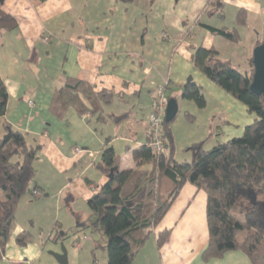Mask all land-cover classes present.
I'll return each instance as SVG.
<instances>
[{"label": "crops", "instance_id": "0c3cea01", "mask_svg": "<svg viewBox=\"0 0 264 264\" xmlns=\"http://www.w3.org/2000/svg\"><path fill=\"white\" fill-rule=\"evenodd\" d=\"M263 1L0 0L3 12L17 23L13 29L0 32V77L8 95L5 120L27 134L29 145L41 149L34 164L33 182L41 197L30 195L40 202L50 189L62 194L72 186L82 190L80 195L87 204L106 181L95 165L108 138L119 157L118 169L136 168L131 155L146 143V119L156 91L163 86L165 91L171 90V96L166 97L174 99L177 106L182 104L191 115L204 112L210 97L213 107L206 116L204 139H213L217 144L240 137L254 118L243 105L195 71L190 59L199 47L213 48L220 60L238 70L222 55L223 51L233 50L227 45L231 42L214 35L206 26L236 27L239 33L235 17L238 10L244 9V27L253 18L260 22L259 32L254 26L253 38L241 58L242 73L249 72L255 42L261 43L264 38ZM227 18L230 25L226 24ZM239 36V42L232 43L235 46L242 42ZM66 78L85 80L95 92L115 93L113 102L103 108V119L89 114L78 116L69 109L59 120L49 112L51 95ZM188 81L196 83L205 96L202 110L181 98ZM127 112L122 123L112 121V116ZM76 148L84 152L74 155ZM190 155L182 161L174 156V160L190 162ZM205 200L203 192L186 185L154 230H171L165 245L157 250L152 237V245L144 250L145 244L132 264H250L240 252L202 260L207 246ZM18 233L15 230L0 264H38L40 252L34 244L24 248L15 244ZM51 262L57 264L55 259ZM81 263L89 264L87 260Z\"/></svg>", "mask_w": 264, "mask_h": 264}, {"label": "trees", "instance_id": "16d2710c", "mask_svg": "<svg viewBox=\"0 0 264 264\" xmlns=\"http://www.w3.org/2000/svg\"><path fill=\"white\" fill-rule=\"evenodd\" d=\"M246 19V11L238 10L236 26H244ZM16 24L15 18L3 12L0 4V32L11 30ZM206 28L228 42L240 40L236 27ZM259 44L256 41L254 48ZM190 60L195 71L243 105L254 120L240 137L217 143L209 150L204 148L206 141H200L186 148L192 153L190 162H177L171 128L175 118L169 122L163 118L159 139L164 151L153 152L147 131L146 143L132 152L136 168L130 170L118 169L119 157L109 145L110 139H106L100 160L95 165L106 181L87 201L93 218L92 230L105 238L106 264H132L150 237L155 238L156 248L160 250L171 230L156 233L154 230L186 185L206 196L207 246L202 260L207 262L220 259L228 252H240L250 264H264L263 227L248 218L253 207L246 206L247 202L241 197L244 195L257 201L262 196L264 202V91L261 95L250 91L254 73L252 58L251 68L246 73L220 60L213 48H197ZM115 96L112 91L95 92L85 80L66 78L52 93L49 112L59 120L69 109L78 116L89 114L99 119L103 108L110 105ZM7 97V89L0 77V261L15 228V214L21 198L37 192L38 187L33 185L34 164L41 150L39 146L29 145L27 134L5 120ZM166 98L167 101L172 99ZM181 98L193 102L198 109H203L206 104L201 88L193 81L183 86ZM128 115V112L114 115L111 119L118 125ZM185 117L193 120L191 115ZM237 214L242 216L237 217ZM60 239L53 237L54 242ZM30 240L31 234L27 231L15 236V244L20 248L26 247Z\"/></svg>", "mask_w": 264, "mask_h": 264}, {"label": "rangeland", "instance_id": "374dc122", "mask_svg": "<svg viewBox=\"0 0 264 264\" xmlns=\"http://www.w3.org/2000/svg\"><path fill=\"white\" fill-rule=\"evenodd\" d=\"M229 10L230 8L228 7L227 16H230ZM226 24H231L228 18ZM259 24L260 22L256 18H253L247 23L246 27L240 26L239 33L242 35L241 44L235 46L229 43L227 44L230 47L229 49L233 50L222 52L223 57L229 58L241 73L243 72L241 58L245 55L247 45L251 41V38H253L254 26L258 28L257 31L260 30ZM170 91H165V95L171 96ZM208 99L206 110L204 112H197L195 115L185 112L184 110L186 109L182 107V104L178 106L177 115L171 125V128L173 126L172 129H174L172 133L174 131L176 136L174 138V156L178 161L188 159L191 156V152L184 151L185 146H189L191 142L200 138L203 140L205 137L206 116L213 107L210 97ZM178 100L181 101L180 97ZM190 102L184 101V103H193ZM186 114L191 115L193 120H188L185 117ZM250 117L254 118L253 115H250ZM107 132H109L108 128L106 129ZM175 136L173 133V137ZM204 140L206 141L204 148L207 150L216 144L213 139ZM58 192V189H50V191L45 193V197L41 198L40 202L35 199L41 197L39 192L33 195L35 198L28 193L24 195L16 209L15 228L12 236L15 230L17 232L27 231L31 234L30 243L34 244L40 252V257L36 260L38 264H51V261L55 259V254L61 255L63 253H65L67 264H82L81 262L85 260L89 264H106L105 238L101 233L92 230L91 223L93 218L89 216L90 212L87 204L82 200L80 195L82 190L71 186L66 191H63L62 194ZM67 194L70 196H67ZM241 197L248 203H246V206L253 207L252 211L247 214L248 218L261 223L264 231V202H262V196L258 197L257 201L248 196L242 195ZM236 216L240 217L242 215L237 214ZM54 236L61 237V239L54 242ZM152 243L153 238L150 237L144 250H148L149 245L151 246ZM76 244H79V247ZM143 251H141L140 256Z\"/></svg>", "mask_w": 264, "mask_h": 264}, {"label": "water", "instance_id": "95a60500", "mask_svg": "<svg viewBox=\"0 0 264 264\" xmlns=\"http://www.w3.org/2000/svg\"><path fill=\"white\" fill-rule=\"evenodd\" d=\"M253 77L250 85V91L255 95H261L264 91V43H260L252 51ZM178 112V106L174 99L167 102L164 119L172 121ZM54 258L58 264H67L65 253L55 254Z\"/></svg>", "mask_w": 264, "mask_h": 264}, {"label": "built area", "instance_id": "2783aa9c", "mask_svg": "<svg viewBox=\"0 0 264 264\" xmlns=\"http://www.w3.org/2000/svg\"><path fill=\"white\" fill-rule=\"evenodd\" d=\"M167 102L165 87H160L155 93L153 109L147 118V131L151 136L150 147L155 153H162L164 151V145L159 139V135L160 124L165 115ZM83 152L82 149L76 148L74 149L73 154H81Z\"/></svg>", "mask_w": 264, "mask_h": 264}]
</instances>
